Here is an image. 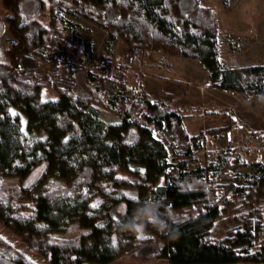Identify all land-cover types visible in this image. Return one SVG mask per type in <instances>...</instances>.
Instances as JSON below:
<instances>
[{"label": "trees", "instance_id": "1", "mask_svg": "<svg viewBox=\"0 0 264 264\" xmlns=\"http://www.w3.org/2000/svg\"><path fill=\"white\" fill-rule=\"evenodd\" d=\"M46 3L48 24L37 16ZM3 5L11 34L5 58L0 56V226L52 264H108L119 255L144 262L164 257L174 264L264 263V225L248 210L238 212L249 230L245 243L231 245L209 233L223 205L264 190V161L226 148L203 164L196 161L204 134L228 127L190 134L183 108L152 98L139 77L130 81L127 74L133 54L157 50L197 60L210 84L241 100L264 97V63L220 61L211 8L198 0H3ZM65 14L85 17L112 40H122L129 52L125 60L115 62L112 52L88 58L89 47L78 44V23ZM43 87L56 95L41 98ZM101 107L118 120H101ZM239 127L254 137L264 132ZM242 167L250 171L241 173ZM49 175L57 180L53 185L44 183ZM10 176L18 180L1 182ZM145 203L155 205L164 227L149 224L151 238L140 241L123 225ZM72 221L87 231L52 235ZM0 264L38 263L0 234Z\"/></svg>", "mask_w": 264, "mask_h": 264}, {"label": "rangeland", "instance_id": "2", "mask_svg": "<svg viewBox=\"0 0 264 264\" xmlns=\"http://www.w3.org/2000/svg\"><path fill=\"white\" fill-rule=\"evenodd\" d=\"M199 4L208 6L214 12L218 25V41L220 52L218 57L225 65H249L264 63V0H198ZM8 10L0 0V14L3 30L0 33V56L5 58L4 49L8 45L10 25L6 20ZM45 24L49 22L48 3L37 15ZM67 19L78 23L76 30L80 38L79 47L88 46L90 57L99 53H111L115 62L125 60L128 47L122 40H112L106 30L97 23L85 17L65 14ZM128 62L127 74L130 81L139 77L142 86L152 98L171 101L170 105L183 108L186 117L183 120L185 129L190 134L200 130L215 127H228L217 134H204V149L197 152L196 161L205 163L213 159L215 152L227 148V137L231 132L234 135H247L245 128L252 131H264V97L252 96L241 100L238 93L221 90L207 80V71L197 60L188 57L168 55L157 50H144L131 56ZM88 63V59L83 64ZM135 82V81H134ZM41 98H51L56 95L51 87H43L39 93ZM185 108V109H184ZM23 129L25 117L21 115ZM101 120L116 122L118 115L101 107ZM236 121L237 124H234ZM43 134L40 133V136ZM232 155H243L247 159L260 158L264 161V153L250 152L240 147L236 150H227ZM195 162V160H194ZM241 173L250 171L249 167L239 169ZM121 175L128 173L118 168ZM161 176L159 182L165 179ZM16 176L2 177V183L16 182ZM57 180L49 175L45 184L53 185ZM129 189V188H125ZM129 195V193H126ZM124 197V196H123ZM246 212L249 217L264 225V190L250 191L248 194L235 200L231 206H222L221 212L213 220L209 233L211 236L231 245L245 243L249 230L244 225V217L238 212ZM87 229L76 221L70 222L62 231L53 232L55 237H71ZM0 234L16 249L26 252L38 264H52L40 253L26 249L23 239L9 228L0 226ZM174 264L167 258H153L151 260L131 259L126 255H119L108 264ZM107 264V263H105ZM227 264H264V263H227Z\"/></svg>", "mask_w": 264, "mask_h": 264}, {"label": "clouds", "instance_id": "3", "mask_svg": "<svg viewBox=\"0 0 264 264\" xmlns=\"http://www.w3.org/2000/svg\"><path fill=\"white\" fill-rule=\"evenodd\" d=\"M151 224L159 230H163L164 222L160 219L157 209L152 203H145L138 207L133 216L123 225L124 230L133 233L138 240L150 239L147 226Z\"/></svg>", "mask_w": 264, "mask_h": 264}, {"label": "built area", "instance_id": "4", "mask_svg": "<svg viewBox=\"0 0 264 264\" xmlns=\"http://www.w3.org/2000/svg\"><path fill=\"white\" fill-rule=\"evenodd\" d=\"M227 139V148L232 151L236 150L240 147L246 149L250 152H256L259 154L264 153V138L262 137H254L249 134L243 135L239 133V135H234L233 133H229Z\"/></svg>", "mask_w": 264, "mask_h": 264}, {"label": "snow or ice", "instance_id": "5", "mask_svg": "<svg viewBox=\"0 0 264 264\" xmlns=\"http://www.w3.org/2000/svg\"><path fill=\"white\" fill-rule=\"evenodd\" d=\"M4 61L2 59H0V63H3ZM133 199H135V197H133ZM96 205H93V207H95Z\"/></svg>", "mask_w": 264, "mask_h": 264}, {"label": "water", "instance_id": "6", "mask_svg": "<svg viewBox=\"0 0 264 264\" xmlns=\"http://www.w3.org/2000/svg\"><path fill=\"white\" fill-rule=\"evenodd\" d=\"M262 136H263V138H264V132L262 133Z\"/></svg>", "mask_w": 264, "mask_h": 264}, {"label": "crops", "instance_id": "7", "mask_svg": "<svg viewBox=\"0 0 264 264\" xmlns=\"http://www.w3.org/2000/svg\"><path fill=\"white\" fill-rule=\"evenodd\" d=\"M264 129V128H263Z\"/></svg>", "mask_w": 264, "mask_h": 264}]
</instances>
